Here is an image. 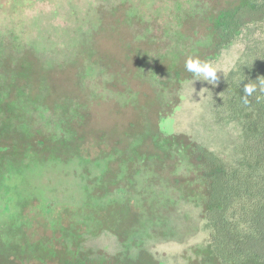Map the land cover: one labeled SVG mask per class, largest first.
Returning <instances> with one entry per match:
<instances>
[{"label": "rangeland", "instance_id": "374dc122", "mask_svg": "<svg viewBox=\"0 0 264 264\" xmlns=\"http://www.w3.org/2000/svg\"><path fill=\"white\" fill-rule=\"evenodd\" d=\"M203 3L0 0V129L48 146L28 142L14 158L0 154V234L76 229L79 248L97 258L134 259L144 250L158 264L199 259L210 227L190 189L195 166L169 138L183 135L236 160L241 128L219 118L218 101L245 49L238 38L207 51L208 36L198 32ZM20 56L32 62V74L13 81ZM190 56L216 68L215 85L194 74L177 82L174 70L184 73ZM70 66L64 82L51 81ZM115 205L131 216L120 235L94 216Z\"/></svg>", "mask_w": 264, "mask_h": 264}, {"label": "trees", "instance_id": "16d2710c", "mask_svg": "<svg viewBox=\"0 0 264 264\" xmlns=\"http://www.w3.org/2000/svg\"><path fill=\"white\" fill-rule=\"evenodd\" d=\"M203 4L198 32L208 36L207 51L217 54L238 38L245 42L244 57L228 74L218 101L219 118L239 124L242 142L236 148V160L227 162L186 136L169 138L184 150L195 166V173L189 178L190 189L201 197L203 217L210 227L199 259L190 264H264V89L260 85V81H264V0H204ZM1 61L0 66H3ZM32 68L31 61L18 57L10 68L11 80L27 79ZM182 69L184 73L174 70L178 83L193 75L186 70L185 63ZM71 71L70 66L50 79L64 82ZM247 83L255 84L256 91L245 104L243 86ZM130 123L134 126L136 122ZM0 132L7 135L2 139L5 142L0 140V147L4 148L0 154L9 153L12 158L28 142L40 151L48 147L47 141L34 140L26 134L17 142L12 139L18 132L15 129L10 131L4 126ZM103 210L94 214L101 227L120 235L131 220L130 211L121 205ZM76 231L70 232V236L57 230L52 236L47 233L33 236L21 230L0 234V264H44L45 261L52 264H158L144 250L134 259L124 253L97 258L95 255L99 252L79 248ZM21 250L24 257H19Z\"/></svg>", "mask_w": 264, "mask_h": 264}, {"label": "clouds", "instance_id": "9594fccd", "mask_svg": "<svg viewBox=\"0 0 264 264\" xmlns=\"http://www.w3.org/2000/svg\"><path fill=\"white\" fill-rule=\"evenodd\" d=\"M185 68L188 72L193 73L195 77H201L204 82L215 85L218 80L216 68L209 62L201 61L198 58L188 57L185 61ZM261 88L264 89V81H260ZM256 91V85L247 83L243 86L244 96L242 97L245 104L249 103L248 97Z\"/></svg>", "mask_w": 264, "mask_h": 264}]
</instances>
